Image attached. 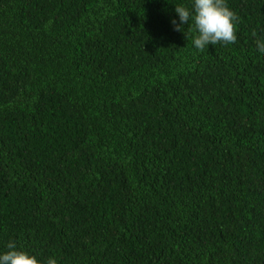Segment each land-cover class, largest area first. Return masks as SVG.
<instances>
[{
    "label": "trees",
    "instance_id": "obj_1",
    "mask_svg": "<svg viewBox=\"0 0 264 264\" xmlns=\"http://www.w3.org/2000/svg\"><path fill=\"white\" fill-rule=\"evenodd\" d=\"M192 43V0H0V254L264 264V0Z\"/></svg>",
    "mask_w": 264,
    "mask_h": 264
},
{
    "label": "clouds",
    "instance_id": "obj_2",
    "mask_svg": "<svg viewBox=\"0 0 264 264\" xmlns=\"http://www.w3.org/2000/svg\"><path fill=\"white\" fill-rule=\"evenodd\" d=\"M179 23L172 19L176 31H182L181 26L188 25L191 20V30L195 33L192 43L199 51H204L209 44H233L236 42L237 14L228 6L226 0H192V7L183 4L175 5ZM257 49L264 54V42L256 41ZM7 251L0 254V264H57L49 257L46 262L24 249H18L15 241H9Z\"/></svg>",
    "mask_w": 264,
    "mask_h": 264
}]
</instances>
